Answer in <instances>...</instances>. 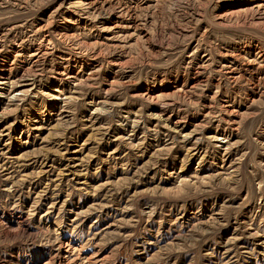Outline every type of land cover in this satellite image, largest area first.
<instances>
[{
	"label": "rangeland",
	"instance_id": "374dc122",
	"mask_svg": "<svg viewBox=\"0 0 264 264\" xmlns=\"http://www.w3.org/2000/svg\"><path fill=\"white\" fill-rule=\"evenodd\" d=\"M0 264H264V0H0Z\"/></svg>",
	"mask_w": 264,
	"mask_h": 264
}]
</instances>
